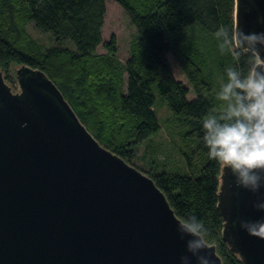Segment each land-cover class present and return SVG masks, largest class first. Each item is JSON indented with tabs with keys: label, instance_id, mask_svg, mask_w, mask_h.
Segmentation results:
<instances>
[{
	"label": "water",
	"instance_id": "95a60500",
	"mask_svg": "<svg viewBox=\"0 0 264 264\" xmlns=\"http://www.w3.org/2000/svg\"><path fill=\"white\" fill-rule=\"evenodd\" d=\"M235 22L264 31V0H236ZM16 78L18 94L0 71V264H180L191 255L154 180L103 147L42 71L20 66ZM221 182L224 241L244 264H264V237L241 227L264 218L255 207L264 187L246 189L225 167Z\"/></svg>",
	"mask_w": 264,
	"mask_h": 264
},
{
	"label": "trees",
	"instance_id": "16d2710c",
	"mask_svg": "<svg viewBox=\"0 0 264 264\" xmlns=\"http://www.w3.org/2000/svg\"><path fill=\"white\" fill-rule=\"evenodd\" d=\"M115 1L137 30L125 63L118 58L116 39L104 42L106 0H0V71L6 82L14 79L17 66L46 74L103 147L154 180L179 219L202 221L204 239L216 246L222 264H244L223 239V166L208 158L199 131L201 116L219 104L216 81L208 71L209 51L201 45L216 43L213 32L219 26L236 27V0ZM31 23L56 44L45 48L35 40L27 30ZM101 46L106 53H98ZM170 56L191 89L175 78ZM229 60L219 58L221 69ZM154 87L191 126L188 136L205 158L197 175L147 171L136 163L139 146L161 130Z\"/></svg>",
	"mask_w": 264,
	"mask_h": 264
},
{
	"label": "clouds",
	"instance_id": "9594fccd",
	"mask_svg": "<svg viewBox=\"0 0 264 264\" xmlns=\"http://www.w3.org/2000/svg\"><path fill=\"white\" fill-rule=\"evenodd\" d=\"M213 37L219 53L230 58L218 82V107L200 118V140L207 156L230 169L237 183L252 192L264 187V31L219 26ZM264 210V200L255 204ZM252 236L264 237V218L241 221ZM189 237L180 264H213L214 252L204 239V225L193 216L177 222Z\"/></svg>",
	"mask_w": 264,
	"mask_h": 264
},
{
	"label": "rangeland",
	"instance_id": "374dc122",
	"mask_svg": "<svg viewBox=\"0 0 264 264\" xmlns=\"http://www.w3.org/2000/svg\"><path fill=\"white\" fill-rule=\"evenodd\" d=\"M106 5L107 14L103 29L104 42L115 38L118 45V58L125 63L131 55V47L136 38L137 30L120 4L115 0H106ZM27 30L45 48L56 44L51 35L38 31L33 23L28 25ZM208 40L213 41L211 38H208ZM69 46L76 51L73 43H70ZM201 49L205 53L206 50L209 51L208 71L210 74H213L216 85H218L219 80L224 74L219 62V58L222 59L223 55L219 53L216 43H211L209 46L203 44L201 45ZM98 53H106L103 46L98 49ZM169 61L172 65L175 78L191 89L187 79L172 56L169 57ZM18 68L20 66L15 67L13 70L14 79L8 82L5 81L14 94L21 92L16 78ZM153 91L156 96L154 109L159 119L161 130L157 135L147 139L139 146L138 159L136 160L137 165L141 169H147V171L153 169L158 173L165 171L168 174L174 175L193 171L197 175L195 171L200 165V160L203 159V165L205 158L198 152V142L188 136L191 131L190 124L180 120L174 114L168 102L159 94L156 87L153 88ZM194 98L195 95L192 92L189 99L192 100ZM188 161L190 162L189 164Z\"/></svg>",
	"mask_w": 264,
	"mask_h": 264
}]
</instances>
